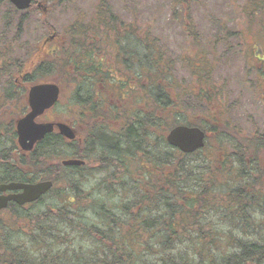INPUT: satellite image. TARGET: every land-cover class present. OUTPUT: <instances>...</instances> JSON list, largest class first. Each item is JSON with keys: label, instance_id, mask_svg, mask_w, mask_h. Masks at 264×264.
I'll list each match as a JSON object with an SVG mask.
<instances>
[{"label": "trees", "instance_id": "1", "mask_svg": "<svg viewBox=\"0 0 264 264\" xmlns=\"http://www.w3.org/2000/svg\"><path fill=\"white\" fill-rule=\"evenodd\" d=\"M5 2V31L18 14V39L27 14L5 0L0 6ZM193 2L171 0L173 16L183 10L188 37L196 35ZM113 6L114 0H98L46 51L40 42L28 44L22 71L17 46L6 41L0 48L3 63L18 68L26 83L63 77L80 128L73 140L55 131L22 153L16 118L0 121V181L54 183L38 200L11 202L0 211V264H264V130L241 133L225 104L222 118H206L215 130L206 131L197 119L180 121L181 94L193 90L175 80L173 57L157 34L122 19ZM260 12L264 0H243L238 10L246 25ZM40 23L45 32L55 30L43 17ZM228 34L224 38L240 37L239 30ZM242 53L252 67L253 53ZM200 74L195 77L210 79ZM109 88L119 94L106 98ZM25 91L9 79L1 92L6 103L19 97L16 116L27 110ZM201 95L194 94L197 106L211 109ZM178 124L213 136L203 149L183 153L166 140ZM229 137L235 142L230 151L224 145ZM72 157L86 163L62 164ZM91 177L97 180L92 189L84 185ZM47 199L54 201L41 209Z\"/></svg>", "mask_w": 264, "mask_h": 264}, {"label": "rangeland", "instance_id": "2", "mask_svg": "<svg viewBox=\"0 0 264 264\" xmlns=\"http://www.w3.org/2000/svg\"><path fill=\"white\" fill-rule=\"evenodd\" d=\"M97 1L73 0L70 4L63 2L56 5L51 0H37L33 11H22L27 16L23 31L18 39H15L18 14L15 16L14 25L9 30L7 29L8 33L5 31L6 19L4 16L8 5L5 2L0 6V48L6 41H11L17 46L15 56L22 62L20 65L22 71L26 68L23 60L28 56V44L40 42L39 47L46 51L47 46L52 48L60 41L63 42L64 36L61 33L65 26L74 21L75 17L89 14L95 8ZM242 3L243 0H194L191 14L197 28L194 29L196 35L189 37L185 32L183 10L180 8L177 15L173 16L171 0H114L113 7L122 19L137 20L139 26L147 25L150 32L153 31L157 34L162 47L173 57L175 80L180 86L193 90L181 94L180 98L183 100L178 116L180 121L197 119L206 131L215 130L212 122L206 118L209 114L213 118L214 114L217 119L222 118V106L225 104L230 109L232 121L240 126L238 130L251 137L255 130H264V12H260L252 19V22L246 25L244 17L238 14ZM42 17L45 18L49 26H53L54 31L45 32L44 26L40 23ZM236 30L240 31V37L227 36L228 41L227 38H224L225 35L228 33L230 35ZM240 39L242 41L244 39V47L240 45L242 42ZM244 48L253 53L249 59L250 61L252 59V67L246 65V59L242 53ZM3 59L0 58V121L13 117L17 119L21 116V114L16 116L19 97L7 103L6 100L1 99V92L7 86L9 79H15L17 85L24 87L27 91L33 84L55 82L62 89L60 101L40 120L67 122L74 127L76 134L80 135V128L75 123V112L69 106L72 103V88L63 77L55 74L54 78H49L46 81L26 83L23 80L22 72L10 64L6 66ZM185 59L187 60L184 62ZM189 61L192 64L190 67L194 70L196 68V75H194L195 73L191 74L188 69ZM202 72H208L207 75L210 76V79H203L202 76L199 79L195 77H199ZM211 85L213 89L207 90V87ZM109 89L110 91L102 89L105 91L106 98L111 99L114 95L119 94L118 89ZM179 90L181 89L179 88ZM27 91L21 93L22 98L24 97L23 100L26 99ZM200 93H203L201 96L204 101H210L209 104L213 103L211 109L207 106L203 108L207 104L197 106L198 103L195 102L198 96L196 97L194 94ZM23 100L21 99L22 102ZM207 135L213 136L209 133ZM5 143L7 144V141ZM234 143L232 137H229L224 145L230 151ZM19 151L30 153L22 151L20 148ZM96 181L91 177L84 182V185L92 189ZM67 197L72 196L69 194ZM50 201L53 202L54 199H47L40 205L41 209L49 206ZM74 206L75 204H72V207Z\"/></svg>", "mask_w": 264, "mask_h": 264}, {"label": "water", "instance_id": "3", "mask_svg": "<svg viewBox=\"0 0 264 264\" xmlns=\"http://www.w3.org/2000/svg\"><path fill=\"white\" fill-rule=\"evenodd\" d=\"M17 9L26 10L34 0H7ZM39 6L41 4L39 3ZM62 89L55 82H40L29 87L26 96L27 111L16 122L17 143L22 151L30 152L45 137L58 131L63 137L73 140L77 137L73 126L64 121H42L40 118L60 101ZM167 142L183 153H194L205 147L206 132L199 126L179 124L166 136ZM79 158L64 159L65 166L82 165ZM53 187L52 180L38 182L10 181L0 183V210L10 202L25 205L38 200Z\"/></svg>", "mask_w": 264, "mask_h": 264}, {"label": "flooded vegetation", "instance_id": "4", "mask_svg": "<svg viewBox=\"0 0 264 264\" xmlns=\"http://www.w3.org/2000/svg\"><path fill=\"white\" fill-rule=\"evenodd\" d=\"M35 2H37V0H35Z\"/></svg>", "mask_w": 264, "mask_h": 264}]
</instances>
